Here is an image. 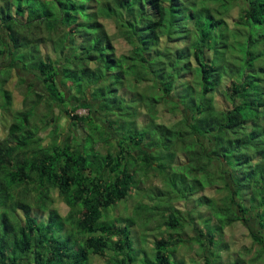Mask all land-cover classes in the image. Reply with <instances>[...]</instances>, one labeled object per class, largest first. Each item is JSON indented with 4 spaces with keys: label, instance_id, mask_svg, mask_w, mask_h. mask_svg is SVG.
<instances>
[{
    "label": "trees",
    "instance_id": "16d2710c",
    "mask_svg": "<svg viewBox=\"0 0 264 264\" xmlns=\"http://www.w3.org/2000/svg\"><path fill=\"white\" fill-rule=\"evenodd\" d=\"M234 3L244 5L232 28L225 14ZM106 21L128 53L116 54ZM0 58L1 109L11 105L4 82L21 65L43 82L48 109L57 104L60 117L74 120L61 138L59 117L44 119L52 125L42 144L30 122L34 101L0 139V264H90L92 254L104 264H184L170 255L183 241L178 234L154 239L153 253L140 256L133 218H104L149 170L167 188L160 203L156 193V208L192 202L183 224L171 212L167 226H200L208 251L235 221L253 217L264 231V0H0ZM81 105L88 115L74 113ZM81 127L84 135L72 136ZM204 187L224 207L215 195L201 198ZM53 190L69 207L65 216L51 207ZM145 207L136 203L143 226ZM252 236L264 244V235Z\"/></svg>",
    "mask_w": 264,
    "mask_h": 264
},
{
    "label": "rangeland",
    "instance_id": "374dc122",
    "mask_svg": "<svg viewBox=\"0 0 264 264\" xmlns=\"http://www.w3.org/2000/svg\"><path fill=\"white\" fill-rule=\"evenodd\" d=\"M214 5L215 7L217 4H210ZM242 5H237L234 3L226 12V17L229 19L227 21L232 28L236 27V22L233 21L234 17H237L240 12L242 11ZM106 26L109 33L112 35L113 42L116 47V54L119 55L121 53H128L129 45L126 44L121 38L117 37L115 33L113 24L109 21H106ZM231 30V28H230ZM235 32V29H233ZM238 56L242 60L246 59V54L244 52L243 47L240 45L237 48ZM241 55H240V54ZM233 51L226 54V59L229 60L230 56L236 55ZM1 61V58H0ZM260 61L258 60L256 65H260ZM234 64L232 65V67ZM237 67V66H235ZM228 70V67H226ZM127 70L124 68L120 69V73L125 74ZM20 78L24 79L21 81ZM73 80V79H72ZM63 84L67 83L65 79L62 80ZM188 81L187 83H189ZM74 86L72 89L76 92V89L79 88V84L81 82L74 81ZM120 83L117 82L116 85ZM4 88L8 89L11 94V105L9 109L3 110L0 108V139L6 137L7 130L9 124L12 121L13 114L16 111H22L24 109L30 108V106L35 103L34 114L30 117V122L36 124L39 127L38 135L41 139L42 144H46L50 140V136L48 131L50 130L49 126H45V120H48L49 117H59L57 120V131L62 133L60 135L61 138L65 135V130H69L73 126V119L65 115L66 117H60V111L57 104L53 105L51 110L44 103V96L47 94L45 86L43 82L39 79V76L36 75L33 71H28L22 68L21 65H16L11 70V77H7V80L4 82ZM31 88L32 92L27 93V89ZM57 88L62 89V87L57 86ZM141 89V87H140ZM143 91V89H141ZM35 93L40 94V96H36ZM160 95V94H159ZM26 97V100H25ZM97 105V102L95 101ZM62 105L67 106V102L62 103ZM142 102L134 103V106H140ZM63 114L64 112L61 111ZM74 113L78 115H88L89 111L86 107L80 106L78 107ZM96 120L95 122L99 121V117L101 114L99 112H93ZM166 113L165 115H168ZM45 119V120H44ZM88 129V127H87ZM72 132V136H76L77 131L79 135L83 136L84 131L81 127L80 129L74 128ZM83 131V132H82ZM89 134L92 132L95 133L93 129H88ZM6 135V136H5ZM81 136H78L79 138ZM98 136V134H97ZM81 139V138H80ZM210 142L208 139L205 140V146H207ZM103 144H98L97 148L105 153V147L102 146ZM115 148L113 147V150ZM183 158L179 159L180 162H184ZM136 174V173H135ZM141 183L139 184V188L136 191H132L130 194L131 196L125 201H118L113 208L109 209L106 212L104 218L109 219L113 216H125L130 215L134 220V225L132 226L131 235L136 240L135 245L133 246L137 252L140 253V256H143V252L145 251L148 255L153 253V241L156 238L161 237L162 235H168L170 233H176V238L183 239L182 242L177 243L174 247V252L171 251L170 255L172 257V261L176 258L177 260L183 261L184 264H205V255H210V260L215 261V259H220L222 262L227 263L231 258L236 259L238 264H264V244H260L258 240L256 241L252 236V233L258 235H264V231L259 228L258 224L256 223V219L251 217L247 222L243 221H235L231 223L230 226H225L223 228V234L221 236H216V240L222 239L219 245H216V248L208 251L209 246H206L205 237H201L198 232L201 228L200 226H195L194 224H186L183 227H177L176 229H170L167 224L166 220L168 219L167 216L169 213H175L178 215V220L181 224L184 223L186 220L185 216L188 215V210L192 205V202L189 203L181 198L175 199H167L166 203H163L159 208H156L154 202H161L165 192L167 191L166 186L161 182L159 175L153 171L149 170L148 175L140 174L138 175ZM208 188L204 187L201 192L197 193L201 198L205 196V194L209 193V195L217 196V206L224 207V200L222 196H218L216 193L211 192ZM148 191L150 193H148ZM157 195V201L154 199ZM34 193L30 194V199L33 200ZM145 204L148 211V215H150V220L146 223V225H142V220H144V211L141 208H136V203ZM51 207L56 208V210L62 215L65 216L69 210L68 205L65 203L63 197L57 193L56 190H53L51 193ZM198 203V202H197ZM194 207L199 210H202L203 213H209L208 208L201 209L200 206L195 203ZM193 210H190V212ZM196 211V210H195ZM150 213V214H149ZM252 216V213H250ZM201 220L198 218V223ZM218 220L216 218L211 219V224H217ZM198 230V231H197ZM219 232V231H218ZM206 233V232H205ZM219 235V233H218ZM175 239V238H174ZM227 243H226V241ZM204 242V243H201ZM224 243L225 245H223ZM219 246V247H218ZM220 249V251H219ZM146 255V256H148ZM148 258V257H147ZM175 259V260H176ZM219 260V264H220ZM90 264H104V259L99 257L96 254H92ZM134 264H143L141 261H136ZM211 264V263H210Z\"/></svg>",
    "mask_w": 264,
    "mask_h": 264
}]
</instances>
